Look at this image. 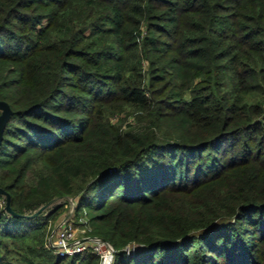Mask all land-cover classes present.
Wrapping results in <instances>:
<instances>
[{
  "label": "trees",
  "instance_id": "16d2710c",
  "mask_svg": "<svg viewBox=\"0 0 264 264\" xmlns=\"http://www.w3.org/2000/svg\"><path fill=\"white\" fill-rule=\"evenodd\" d=\"M0 99V264H264V0H0Z\"/></svg>",
  "mask_w": 264,
  "mask_h": 264
},
{
  "label": "built area",
  "instance_id": "2783aa9c",
  "mask_svg": "<svg viewBox=\"0 0 264 264\" xmlns=\"http://www.w3.org/2000/svg\"><path fill=\"white\" fill-rule=\"evenodd\" d=\"M4 200L0 198V202ZM50 245L60 254H74L85 249L91 250L98 256L97 264H111L115 255L114 247L104 238L94 235L78 237L72 221L68 218L60 220ZM129 248L130 246H128Z\"/></svg>",
  "mask_w": 264,
  "mask_h": 264
},
{
  "label": "rangeland",
  "instance_id": "374dc122",
  "mask_svg": "<svg viewBox=\"0 0 264 264\" xmlns=\"http://www.w3.org/2000/svg\"><path fill=\"white\" fill-rule=\"evenodd\" d=\"M4 207H6V205ZM39 211L40 210L38 208V209L34 210L33 212L28 213V215H30V216L35 215ZM70 217L72 218V208H68V209L65 208V210H63L55 219H52V220L48 221L46 229L49 231V233H48L49 235H48V238H47V241H48L49 245H50L51 241L55 237V233L57 231V227H58V224H59L60 220L63 219V218H68L69 219ZM72 223H73V225L75 227L76 235L78 237L91 235L89 233V229L90 228H89L88 224L85 223V217L80 216L79 217V222H77V223L72 222Z\"/></svg>",
  "mask_w": 264,
  "mask_h": 264
},
{
  "label": "water",
  "instance_id": "95a60500",
  "mask_svg": "<svg viewBox=\"0 0 264 264\" xmlns=\"http://www.w3.org/2000/svg\"><path fill=\"white\" fill-rule=\"evenodd\" d=\"M10 113H11V109H10L8 103L5 100L0 99V139L2 136V131H3L5 121L9 117ZM5 205H6V207H5L6 210H8L9 212H13L12 209L10 208V205H9V196L8 195H6V204ZM44 206L45 205L40 206L39 210H41Z\"/></svg>",
  "mask_w": 264,
  "mask_h": 264
}]
</instances>
